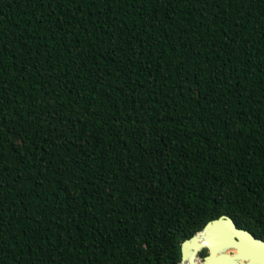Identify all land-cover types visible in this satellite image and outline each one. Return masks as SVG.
<instances>
[{
  "label": "trees",
  "instance_id": "obj_1",
  "mask_svg": "<svg viewBox=\"0 0 264 264\" xmlns=\"http://www.w3.org/2000/svg\"><path fill=\"white\" fill-rule=\"evenodd\" d=\"M222 214L264 239V0H0V264H177Z\"/></svg>",
  "mask_w": 264,
  "mask_h": 264
},
{
  "label": "water",
  "instance_id": "obj_2",
  "mask_svg": "<svg viewBox=\"0 0 264 264\" xmlns=\"http://www.w3.org/2000/svg\"><path fill=\"white\" fill-rule=\"evenodd\" d=\"M204 249L207 254L200 256ZM177 264H264V239L222 214L181 242Z\"/></svg>",
  "mask_w": 264,
  "mask_h": 264
},
{
  "label": "rangeland",
  "instance_id": "obj_3",
  "mask_svg": "<svg viewBox=\"0 0 264 264\" xmlns=\"http://www.w3.org/2000/svg\"><path fill=\"white\" fill-rule=\"evenodd\" d=\"M205 253H206V251L205 250H202V251H200V256H203V255H205Z\"/></svg>",
  "mask_w": 264,
  "mask_h": 264
},
{
  "label": "flooded vegetation",
  "instance_id": "obj_4",
  "mask_svg": "<svg viewBox=\"0 0 264 264\" xmlns=\"http://www.w3.org/2000/svg\"><path fill=\"white\" fill-rule=\"evenodd\" d=\"M205 251H206V253L205 254H207V250L206 249H204Z\"/></svg>",
  "mask_w": 264,
  "mask_h": 264
}]
</instances>
